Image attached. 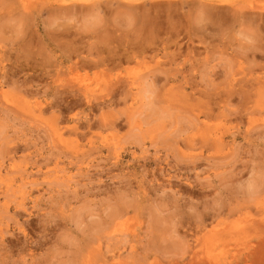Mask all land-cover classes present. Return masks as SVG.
Instances as JSON below:
<instances>
[{
    "label": "rangeland",
    "instance_id": "obj_1",
    "mask_svg": "<svg viewBox=\"0 0 264 264\" xmlns=\"http://www.w3.org/2000/svg\"><path fill=\"white\" fill-rule=\"evenodd\" d=\"M0 264H264V0H0Z\"/></svg>",
    "mask_w": 264,
    "mask_h": 264
},
{
    "label": "clouds",
    "instance_id": "obj_2",
    "mask_svg": "<svg viewBox=\"0 0 264 264\" xmlns=\"http://www.w3.org/2000/svg\"><path fill=\"white\" fill-rule=\"evenodd\" d=\"M206 22V12L198 15L194 21L195 25L198 27H203ZM231 35L239 43L240 51L244 54L254 49L259 39L255 29L244 24L242 21L236 24L234 29L231 31ZM155 88L156 86L154 80L151 77H146L142 81L141 97L146 109L151 108L152 106V101L155 96Z\"/></svg>",
    "mask_w": 264,
    "mask_h": 264
},
{
    "label": "bare ground",
    "instance_id": "obj_3",
    "mask_svg": "<svg viewBox=\"0 0 264 264\" xmlns=\"http://www.w3.org/2000/svg\"><path fill=\"white\" fill-rule=\"evenodd\" d=\"M49 1H51V3L53 2V3H61L62 2V0H49ZM109 1V0H108ZM230 1V0H229ZM127 3H129V2H127ZM80 5V4H79ZM126 5V4H125ZM119 6H122V4H119ZM127 6V5H126ZM129 6V5H128ZM199 6V5H198ZM69 7V6H68ZM131 7V6H130ZM130 7H128V8H130ZM133 7H135V6H133ZM201 7H203L202 5H201ZM59 9H60V7H58ZM206 8V7H205ZM208 8H209V6H208ZM207 8V9H208ZM254 8V7H253ZM61 9H62V7H61ZM68 9V8H67ZM131 9H133L132 7H131ZM135 9V8H134ZM206 9V10H207ZM26 10V9H25ZM56 10V9H55ZM58 10V9H57ZM210 12V11H209ZM210 16V15H209ZM119 74V73H118Z\"/></svg>",
    "mask_w": 264,
    "mask_h": 264
}]
</instances>
